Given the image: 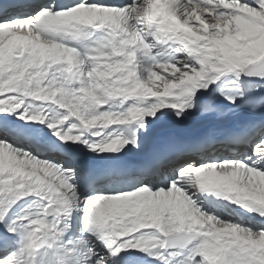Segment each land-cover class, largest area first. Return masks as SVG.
<instances>
[{
    "label": "snow or ice",
    "instance_id": "snow-or-ice-1",
    "mask_svg": "<svg viewBox=\"0 0 264 264\" xmlns=\"http://www.w3.org/2000/svg\"><path fill=\"white\" fill-rule=\"evenodd\" d=\"M0 264H264V0H0Z\"/></svg>",
    "mask_w": 264,
    "mask_h": 264
}]
</instances>
